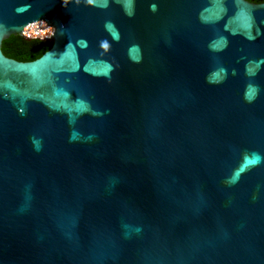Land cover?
Wrapping results in <instances>:
<instances>
[{"label": "water", "instance_id": "water-1", "mask_svg": "<svg viewBox=\"0 0 264 264\" xmlns=\"http://www.w3.org/2000/svg\"><path fill=\"white\" fill-rule=\"evenodd\" d=\"M0 264H264V1L0 0Z\"/></svg>", "mask_w": 264, "mask_h": 264}, {"label": "trees", "instance_id": "trees-1", "mask_svg": "<svg viewBox=\"0 0 264 264\" xmlns=\"http://www.w3.org/2000/svg\"><path fill=\"white\" fill-rule=\"evenodd\" d=\"M262 2L264 0H249ZM50 42L39 38H26L20 35H11L2 41V52L5 56L19 61H30L39 57L50 47Z\"/></svg>", "mask_w": 264, "mask_h": 264}, {"label": "built area", "instance_id": "built-area-1", "mask_svg": "<svg viewBox=\"0 0 264 264\" xmlns=\"http://www.w3.org/2000/svg\"><path fill=\"white\" fill-rule=\"evenodd\" d=\"M22 33L26 38L47 39L52 33V28L44 21L38 20L27 24Z\"/></svg>", "mask_w": 264, "mask_h": 264}]
</instances>
